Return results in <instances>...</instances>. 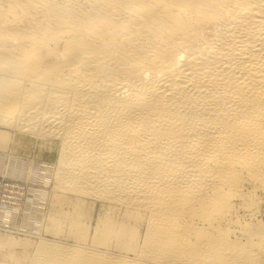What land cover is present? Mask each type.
Listing matches in <instances>:
<instances>
[{
	"label": "bare ground",
	"instance_id": "1",
	"mask_svg": "<svg viewBox=\"0 0 264 264\" xmlns=\"http://www.w3.org/2000/svg\"><path fill=\"white\" fill-rule=\"evenodd\" d=\"M0 125L16 151L59 155L65 210L45 230L63 238L27 264H264L245 220L264 202V0H0Z\"/></svg>",
	"mask_w": 264,
	"mask_h": 264
},
{
	"label": "rangeland",
	"instance_id": "2",
	"mask_svg": "<svg viewBox=\"0 0 264 264\" xmlns=\"http://www.w3.org/2000/svg\"><path fill=\"white\" fill-rule=\"evenodd\" d=\"M15 133H16V131L14 129H12V128L10 129V128H7L6 126L0 125V136L6 137V139H7L6 143H4V145H2V140H0V156L3 158H6L4 161H2V163H0V166H1V168H0V214L4 213L6 211H9L12 208H17L21 212V218L24 220V217H26L27 221L25 223L20 222V226H17V225L14 226L12 224H9L7 218L0 216V237H4V239L6 241L1 246L0 257H2L4 252L7 251L6 245L9 241V239H11L13 241L18 242V244H21L20 247H18V248L12 247L13 249L12 248L11 249L14 252V254H16L18 259L23 258V255L25 253L27 256L24 260L25 262H22V264H27L29 261L28 259L31 258V255L34 254L33 250H35V248L39 244L38 242H41L42 240H47V241H60L61 240L62 241V238H63L62 234H60L59 237L53 236L50 234L51 232L48 233V231H46L45 229H47V226H48L47 223H48L49 217H50V219L57 218L60 215V212H63L65 210V207H64V205H62L61 200L64 197H66V195L64 196L63 194H61L55 190L56 185H55V182L53 179L54 177L52 176V174H54V176H55V173L57 172L58 163H59L58 162L59 161L58 160L59 159L58 153L53 154L52 156H50L49 153H47V152H44L43 154H39L37 152L36 145L33 149H31V151H27L24 154L22 152H18L14 149L15 136L17 135ZM51 142L58 144L57 140L51 141ZM11 156L12 157L16 156V157L21 158V160L25 163V165L29 166V164H30V166H32V170L35 169V174L32 176V181H30V180H22L21 181V179L17 180L16 178H12L7 173L8 165H10L8 163V158ZM44 163L46 164V168L43 167V166H45ZM37 166H40L39 171L36 169ZM45 169L50 170V173L52 172L51 173L52 178H50L51 180L48 179L49 182L46 185L44 184L45 181H43V178L41 177V175L46 173ZM53 171H54V173H53ZM34 177H35V179H34ZM40 190L44 191V193L46 195V202H45L44 208H45V212L47 214L46 219L47 218L48 219L45 220L46 221L44 224L45 228L44 227L42 228V230L44 229V231L43 232L40 231V234H39V232L35 231V229L32 231L33 226L31 225V223H29L28 218H29V216H31L32 211L36 208V205L34 204V198H33L34 196L33 195L35 194L36 191L38 192ZM70 200L72 202L74 201L72 198H70ZM25 206H26V208H25ZM85 206H86L85 209L87 211V215L92 216V221L94 223L95 220L97 219V216L102 213L101 203H99V202L93 203L92 201L88 200L85 202ZM259 207H260L259 211L255 217H253V218L249 217L248 218V216H246L245 220L247 223L249 222L253 226L260 223L258 225L262 228V231H261V235H262V233L264 232V229H263L264 228V202H262L259 205ZM7 209H9V210H7ZM67 209L70 210L69 207ZM53 213H57V215L58 214L59 215L53 216ZM28 224H30L31 226ZM262 236L264 237V234ZM22 245H24V247L25 246L26 247L22 248ZM253 247L255 248V249L254 248L253 249L256 253H259L261 250L262 251L261 256H263V258H264V244L262 245L263 248H261V246H260L261 249H259L258 246H253ZM1 253H3V254H1ZM14 262H12V263L14 264Z\"/></svg>",
	"mask_w": 264,
	"mask_h": 264
}]
</instances>
